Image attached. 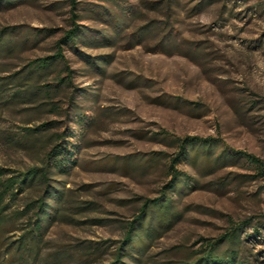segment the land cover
I'll return each mask as SVG.
<instances>
[{
  "label": "rangeland",
  "instance_id": "obj_1",
  "mask_svg": "<svg viewBox=\"0 0 264 264\" xmlns=\"http://www.w3.org/2000/svg\"><path fill=\"white\" fill-rule=\"evenodd\" d=\"M76 1L85 35L64 46L72 85L27 100L14 78L55 52L71 27L70 0H0V30L17 27L5 35L14 48L0 52V167L42 166L62 144L50 177L64 193L63 215L45 233L42 256L68 248L66 264H109L125 225L171 179L175 140L198 135L217 140L214 156L234 158L216 166L182 158L171 225L125 262L188 264L246 221L240 259L264 264V173L234 154L264 160V0ZM64 74L53 65L38 84ZM39 191L35 184L21 196Z\"/></svg>",
  "mask_w": 264,
  "mask_h": 264
},
{
  "label": "trees",
  "instance_id": "obj_2",
  "mask_svg": "<svg viewBox=\"0 0 264 264\" xmlns=\"http://www.w3.org/2000/svg\"><path fill=\"white\" fill-rule=\"evenodd\" d=\"M77 5L76 0H70L71 27L55 41V52L50 56L32 59L24 75L16 77V73L9 77L24 81L22 85L26 87V93L23 94H27V100L42 94L50 96L60 87L72 85V70L68 66L64 46L68 44L75 46L77 40L85 35L83 26L77 23L79 17L75 12ZM16 28L11 26L0 30V52L11 51L14 48L5 35H12ZM27 43L28 39L23 41V44ZM53 65H61L62 73L65 74L58 76L54 85L38 84L42 74ZM11 97H16V93L11 94ZM45 126L47 123L36 129L28 128L26 133L43 129ZM175 141L178 150L168 162L171 179L163 186L161 195L146 199L135 217L125 225L124 236L116 248L115 258L109 264H127L125 259L133 257V251L142 254L148 248L149 242L159 235L162 229H167L171 225L175 214L174 204L169 195L177 188L182 176L186 175L177 168L182 158L190 157L193 161H197L202 156L204 162L208 164L213 162L215 166L234 158L229 155L228 150H223L222 153L214 156L218 142L213 137L186 135ZM61 148V143L52 146L44 154L42 166H31L25 171L18 172H7L5 168L0 167V264L67 263L70 255L68 248H59L48 257L42 256L45 233L51 222L63 215L58 209L63 203L64 193L51 183L50 177L52 166L60 163L58 161L62 154ZM234 154L244 157L257 166L259 173H264L263 159L245 151H234ZM35 184L40 186L36 197L21 196L26 189ZM246 223L244 221L232 226L220 238L207 242L201 250L202 255L188 264H243L239 256L242 243L240 230ZM15 233H19L17 239L11 240L10 237ZM96 244L102 245V243L89 242L86 247L97 251L100 248Z\"/></svg>",
  "mask_w": 264,
  "mask_h": 264
}]
</instances>
